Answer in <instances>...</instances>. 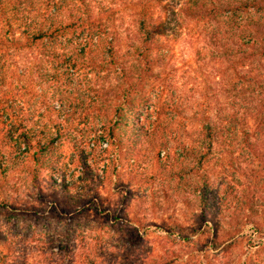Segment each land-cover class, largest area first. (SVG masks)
Listing matches in <instances>:
<instances>
[{
    "label": "trees",
    "instance_id": "trees-1",
    "mask_svg": "<svg viewBox=\"0 0 264 264\" xmlns=\"http://www.w3.org/2000/svg\"><path fill=\"white\" fill-rule=\"evenodd\" d=\"M236 14L250 17L244 25L252 38L250 56L264 57V0H0V60L8 46L25 54L7 90L0 83V214L58 223L63 239L57 264H125L107 237L139 247L143 221L100 207L103 190L118 173L113 163L122 156L134 160L136 150L149 147L150 161L161 169L173 157L158 126H151L157 105L152 91L167 73L164 41L190 19L213 28ZM87 107L88 119L80 120L79 108ZM254 109L249 119L264 140V101ZM206 117L202 142L186 148L204 170L219 133ZM65 143L67 153L55 156ZM96 149L100 163L90 159ZM90 215L106 222L83 224ZM243 224L255 246L263 241L259 220L246 216ZM17 236L0 225V257H16ZM183 251L134 264L202 263L197 250Z\"/></svg>",
    "mask_w": 264,
    "mask_h": 264
},
{
    "label": "rangeland",
    "instance_id": "rangeland-1",
    "mask_svg": "<svg viewBox=\"0 0 264 264\" xmlns=\"http://www.w3.org/2000/svg\"><path fill=\"white\" fill-rule=\"evenodd\" d=\"M249 19L248 14H236L213 28L190 19L179 34L165 39L167 73L163 86L152 91L156 95L152 103L157 105L151 126H158V136L166 138L165 147L173 157L163 170L150 161L147 147L136 150L134 160L122 156L113 163L118 173L103 190L107 196L100 208L136 216L145 228L139 247L122 243L118 235L107 237L112 251L122 257L119 262L165 259L171 252L183 254L192 248L203 257L201 264H243L245 258L246 264H264V239L255 246L249 240L250 229L243 224L249 216L264 226V140L261 127L253 128L249 119L254 107L264 101V57L250 56L252 38L244 31ZM3 49L0 72L5 74L0 83L7 90L10 74L23 68L25 54L11 46ZM103 80L98 76L97 84ZM79 110L80 120L88 119L92 111L88 107ZM206 116L219 133L204 170L197 168L186 148L202 142ZM243 138L255 145L247 146ZM68 148L63 144L55 156L67 153ZM90 159L101 162L99 149ZM164 194H168L166 202ZM95 220L106 222L90 215L82 223ZM0 225L16 230L19 251L16 257H0V264H50L47 259L57 264L61 259L57 246L63 238L58 223L4 211ZM238 230L243 232L237 234Z\"/></svg>",
    "mask_w": 264,
    "mask_h": 264
}]
</instances>
